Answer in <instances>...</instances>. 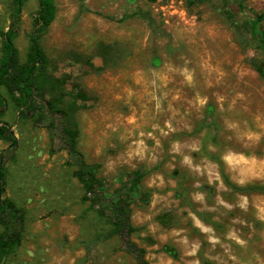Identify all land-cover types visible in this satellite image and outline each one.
<instances>
[{
	"label": "rangeland",
	"instance_id": "rangeland-1",
	"mask_svg": "<svg viewBox=\"0 0 264 264\" xmlns=\"http://www.w3.org/2000/svg\"><path fill=\"white\" fill-rule=\"evenodd\" d=\"M56 3L41 40L55 107L22 117L7 96L0 201L24 238L5 264H264V190L226 181L264 186V78L250 64L264 56L227 0ZM244 3L264 16V0ZM16 8L0 0V62L12 26L20 62L29 53L39 0L20 20ZM64 125L100 165L101 202L84 201ZM119 194L134 231L109 236Z\"/></svg>",
	"mask_w": 264,
	"mask_h": 264
},
{
	"label": "trees",
	"instance_id": "trees-1",
	"mask_svg": "<svg viewBox=\"0 0 264 264\" xmlns=\"http://www.w3.org/2000/svg\"><path fill=\"white\" fill-rule=\"evenodd\" d=\"M26 0H16V20L19 19L21 10ZM245 0H227L229 18L238 27H242L250 35V43L247 47L259 50L264 56V16L249 9ZM57 16L56 0H39V9L35 18L36 28L30 37V47L25 62H20L15 47V32L12 26L6 33L3 45V57L0 62V139L16 143V138L9 124L3 118L8 107V98L13 102L20 116L27 117L29 112H37L42 107L49 109L55 107L54 102L47 100L43 88V71L47 64V55L42 47V36L50 28ZM254 70L264 78V62L255 58L250 59ZM81 97H84L80 94ZM62 133L66 138V146L77 164L76 178L84 191V201L92 200L91 196L98 197L101 202L103 196H96L102 187V181L98 176L99 164L90 163L86 155L79 148V130L75 127L64 125ZM5 181V171L0 167V194L4 193L2 187ZM234 191L264 190V186L254 185L240 187L230 182ZM124 196L119 194L115 199L114 212L117 222L108 231L109 236L120 235L122 232H133L129 216V206L123 201ZM19 210L9 200L0 201V264L13 256L22 246L24 238V220L18 217ZM165 251L172 257H178L174 248L165 247Z\"/></svg>",
	"mask_w": 264,
	"mask_h": 264
},
{
	"label": "water",
	"instance_id": "water-1",
	"mask_svg": "<svg viewBox=\"0 0 264 264\" xmlns=\"http://www.w3.org/2000/svg\"><path fill=\"white\" fill-rule=\"evenodd\" d=\"M2 160H3V159H2ZM2 160H1V161H2Z\"/></svg>",
	"mask_w": 264,
	"mask_h": 264
}]
</instances>
